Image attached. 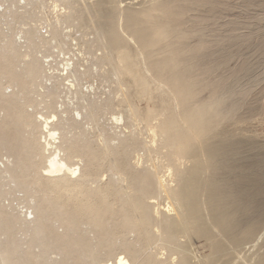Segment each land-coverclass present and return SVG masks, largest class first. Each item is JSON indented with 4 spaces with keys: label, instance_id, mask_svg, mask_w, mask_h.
Returning <instances> with one entry per match:
<instances>
[{
    "label": "rangeland",
    "instance_id": "obj_1",
    "mask_svg": "<svg viewBox=\"0 0 264 264\" xmlns=\"http://www.w3.org/2000/svg\"><path fill=\"white\" fill-rule=\"evenodd\" d=\"M127 11L156 30L149 52ZM212 101L222 119L200 142L185 107ZM39 110L57 135L33 154L25 135L39 141V123H26ZM180 134L188 158L173 145ZM213 145L227 149L217 158L227 168L209 162ZM54 152L79 166L75 178L42 175ZM194 167L189 213L199 222L184 234L155 230L175 217L168 188ZM0 171V243L16 247L18 264H264V0H0ZM147 176L151 199L138 190ZM212 181L238 202L229 234L212 221ZM27 207L39 220L18 230L8 211Z\"/></svg>",
    "mask_w": 264,
    "mask_h": 264
},
{
    "label": "bare ground",
    "instance_id": "obj_2",
    "mask_svg": "<svg viewBox=\"0 0 264 264\" xmlns=\"http://www.w3.org/2000/svg\"><path fill=\"white\" fill-rule=\"evenodd\" d=\"M124 18H125L124 20L126 22V27L129 29V30L128 29L127 30L131 32L132 36L135 37V39L140 43V45L144 49H148L149 47L154 45L156 38L152 37V36H153V34H155L154 32L156 30H154L152 27L150 28V27L145 26L140 21H137L136 15L132 12L127 11L125 13ZM163 36H165V35L163 34ZM110 40H111V38H110ZM117 40H119V39L117 38ZM117 40L112 39L110 41L111 45L112 46L118 45L119 41H117ZM149 49H148V52L150 51ZM150 53H153V52H150ZM169 59H171V58H169ZM41 63H42V61H41ZM160 64L162 66L164 65L165 67L169 68V70L171 71L172 66H171L170 62L168 61V59H166V58L161 59L159 62V65ZM193 64L195 65V63H193ZM38 67H41V66H36V68L31 69V75L36 76L38 74V72L42 71V70H40V68L38 69ZM185 70L187 71V69H185ZM73 71H75V70H73ZM188 72H189V70H188ZM171 75H172V79H175V75L173 74V72ZM42 76H44V75H42ZM55 82H57V81H55ZM193 82H192V84H193ZM179 88H181V87L179 86ZM191 89H193V88H191ZM191 89L189 86V89H186L185 94L183 96L185 97L186 95H188L191 92ZM214 89H215V87L212 88V90H214ZM185 101H187V100H185ZM208 108L212 109V114H209ZM185 116L188 118L189 121H191L194 124V129L199 130L198 140L200 142H204L207 139L208 133L210 132V129L212 128L213 124L218 122L220 119H222V114L219 112V105L216 101H212L210 103H203V104H200L197 106L187 105L185 107ZM34 123H39V127H36L35 130L37 129V131L40 133V138H39L40 140L39 141L37 140V137H35L33 130H30V132L26 133L25 137L27 138V145L29 146L30 151L33 154H37V152L43 153V152L51 151V148L55 147V145L53 146V141H54V139L56 137L55 135H57V133H55V129H53V127L52 128L50 127L51 126L50 120L47 119L45 117V115L39 110L36 112V114L33 118L31 116H28L26 127L30 128L31 125ZM179 131L180 130H178V129H174L173 131L166 132L165 134H166V136H168L170 133L174 134L176 132L178 133ZM165 134H163V135L165 136ZM177 137L178 138H177L175 144H173V145L177 146V148H184V150L180 153L179 158H182V159L188 158L191 155V153H193V148L188 145V144H190L189 143L190 140L188 139V137H186L185 135H182V134L178 135ZM56 143H58V142L56 141ZM205 153H206V156H207L209 162L211 163V165H213L214 168L217 167L216 165H221L220 167L227 168L226 162H221V161L218 162V160H217V158H221V160L225 159L227 149L222 148L218 145L207 146L205 148ZM59 154H60V152H59ZM59 154L55 153V152H54V154H50V153H49V155L46 154V155H48V157H46L44 163L42 162L41 173L44 177H46L51 182H58L61 178H63L66 175H68L70 177V179H71V177L75 178L79 174V170H80L79 166H77L76 164L67 163V161L64 158H60ZM6 159L7 158H5V160ZM5 160H3V161L5 162ZM4 162H2V163H4ZM7 163H8V161H7ZM1 166H4V165L1 164ZM6 166H7V164H6ZM8 169H10V168L8 167ZM2 173H3V170H2ZM142 173L144 175L146 174L145 171ZM197 173H198V169H197V167H194L193 170L189 174V178L184 183H177L175 188H173V189L168 188V191H167L168 192L167 193L168 198L171 199L175 204L178 205L177 209L175 210V217L174 216L173 217L164 216L165 218H164V224L163 225H161V222L156 221L153 224L155 230L157 229L158 231H160L163 234H166V233H176L177 234V232L184 234L186 232L185 230H187V228H188L189 223L192 224V223L199 222L200 218L198 215H195V214L190 215V213H189V210H190L189 202L192 201L193 199H195L196 190H197V187L199 185V182H198L199 180H197ZM147 178H149V176H147L146 179L144 178L143 181L139 184L138 190H139V193L141 194L142 197H147V199L148 198L151 199V198H153L152 192L150 191L151 184L147 180ZM152 181H155L157 184H160V182H162L159 178H157V180L153 179ZM241 185H242V183H241ZM208 196H209V205H210V211H211V217H212L213 223L217 227H219L222 231H224L228 234L230 232H232L233 230H235L237 227H239L235 223V215L237 214V211L239 209L237 200L235 198H232V197L226 195V193L224 191H222V185L218 184L215 181H212L208 186ZM140 203H141V200L134 201V202H132V205L138 207V205ZM27 204H29V202ZM143 205H144V203H143ZM227 205H229L231 207V211L226 212ZM25 206H27V205H25ZM5 208H6V206H5ZM22 208H24V206ZM3 209H4V206H3ZM29 209L30 208L27 207V210H25L24 213L20 212L22 210H20V211L18 210L20 213L16 212V214L13 213L12 210L10 213L7 210L8 214L11 216L10 222H12L14 226H16V229L17 228H18V230L23 229V227H26L25 225L28 223H30V225H32L31 223H33L38 218L39 214H37L34 211V209H33V211L35 212V214H33L34 212L31 210L29 211ZM240 211H241V209H240ZM40 215H42V214L40 213ZM37 220H39V219H37ZM143 226L145 227V226H147V224H143L142 222H140V228L144 229V232H146V229L143 228ZM24 229H26V228H24ZM5 239L7 240L6 237H5ZM6 245H7V241L4 242V245H2L0 243V264H18L17 261L12 259V257H13L12 253H15L16 247L13 248L12 246H10L13 248L12 252L9 251L11 254L10 255L7 251H5V249H7L9 247V246L5 247ZM102 264H105V263H102ZM115 264H127V261L123 257L120 256L116 259ZM158 264H160V263H158ZM181 264H183V263H181Z\"/></svg>",
    "mask_w": 264,
    "mask_h": 264
}]
</instances>
